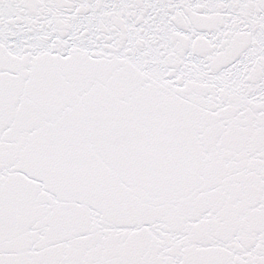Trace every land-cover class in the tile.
<instances>
[{"label": "snow or ice", "instance_id": "snow-or-ice-1", "mask_svg": "<svg viewBox=\"0 0 264 264\" xmlns=\"http://www.w3.org/2000/svg\"><path fill=\"white\" fill-rule=\"evenodd\" d=\"M0 264H264V0H0Z\"/></svg>", "mask_w": 264, "mask_h": 264}]
</instances>
